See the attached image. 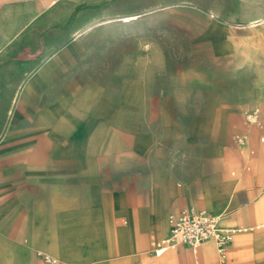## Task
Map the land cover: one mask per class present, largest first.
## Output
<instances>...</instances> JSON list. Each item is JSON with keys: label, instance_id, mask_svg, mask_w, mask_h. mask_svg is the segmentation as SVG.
<instances>
[{"label": "crops", "instance_id": "crops-1", "mask_svg": "<svg viewBox=\"0 0 264 264\" xmlns=\"http://www.w3.org/2000/svg\"><path fill=\"white\" fill-rule=\"evenodd\" d=\"M135 1L0 0V264H264V158L257 181L227 157L264 89L197 72H264V0ZM137 133L140 167L115 148ZM187 207L236 229L225 260L213 239L156 253Z\"/></svg>", "mask_w": 264, "mask_h": 264}, {"label": "rangeland", "instance_id": "rangeland-1", "mask_svg": "<svg viewBox=\"0 0 264 264\" xmlns=\"http://www.w3.org/2000/svg\"><path fill=\"white\" fill-rule=\"evenodd\" d=\"M218 3L219 0H196V3L202 7H205V3ZM135 5L141 6H155L157 4H162L159 0H136L134 2ZM229 9L236 8V1L235 0H229ZM94 8H88L86 7L85 12H95ZM229 69H214L212 71V75H210V71H197L200 75L203 77L213 78L225 81L229 88H233L235 86L236 80L244 79L245 80V87L252 89V81L253 78H257L260 80L261 83V89L263 91L264 89V72L256 73L254 76V72L251 69H240L236 68V65L232 62H229ZM234 67V68H233ZM264 109V103L262 101H253L251 98L245 100L244 105L240 109V112L238 115L234 118H230V126L234 130L232 135V140L229 143L228 147V154L227 157L229 158V161L232 163V167L236 173V175H240L243 173V169L247 168L248 165H250L249 172L251 175L254 176V179L259 181V166H256L255 163L257 158H264V150H261L254 146L253 143V137L255 134V131H259L260 135H258V138L260 139L261 135L263 134L264 130V123L262 126L256 125V124H250L246 121V119L243 116V112L247 109ZM4 122L6 124L7 118L4 119ZM129 136H132L129 138ZM101 138L104 137V135H100ZM145 136L137 133L133 135H117L116 138V145L115 148L117 149V157L118 160H121L124 162L125 160V149L127 147L132 148V160L134 165H138L140 167L143 155L142 151L144 149V146H146V140L144 138ZM108 149L102 150L101 152L105 155H108L110 152ZM263 168V166L261 167ZM247 170V169H246ZM262 178H264V173H262ZM260 178V180L262 179ZM104 186L110 187L111 183L108 180V177H104ZM134 193H140L137 190V187H134ZM260 217L256 220V223L262 222L264 223V193H260ZM199 206V205H198ZM222 226H227L223 224ZM231 226V225H230ZM229 226V227H230ZM257 233H260V235H264V226L260 227L259 229L255 230ZM252 233V232H251Z\"/></svg>", "mask_w": 264, "mask_h": 264}, {"label": "built area", "instance_id": "built-area-1", "mask_svg": "<svg viewBox=\"0 0 264 264\" xmlns=\"http://www.w3.org/2000/svg\"><path fill=\"white\" fill-rule=\"evenodd\" d=\"M245 119L250 124L262 126L264 114L260 109L245 112ZM222 215L212 214L205 209L192 207L183 208L170 216L169 236L156 249L161 254L170 246L187 245L197 248L203 241L213 239L222 260L226 259L227 248L232 241L236 229L221 225ZM45 264H58L59 260L49 254H44Z\"/></svg>", "mask_w": 264, "mask_h": 264}]
</instances>
